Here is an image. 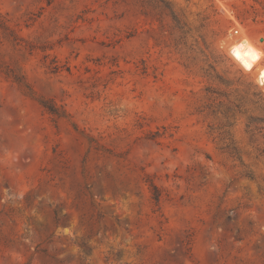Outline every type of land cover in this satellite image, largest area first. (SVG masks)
Here are the masks:
<instances>
[{"label": "rangeland", "instance_id": "1", "mask_svg": "<svg viewBox=\"0 0 264 264\" xmlns=\"http://www.w3.org/2000/svg\"><path fill=\"white\" fill-rule=\"evenodd\" d=\"M0 264H264V0H0Z\"/></svg>", "mask_w": 264, "mask_h": 264}, {"label": "trees", "instance_id": "2", "mask_svg": "<svg viewBox=\"0 0 264 264\" xmlns=\"http://www.w3.org/2000/svg\"><path fill=\"white\" fill-rule=\"evenodd\" d=\"M49 111H51V113H54V111L53 110H49ZM154 190H155V196H154V199L157 201V202H159L160 201V199H161V195L159 194L158 195V193H157V187H154Z\"/></svg>", "mask_w": 264, "mask_h": 264}, {"label": "built area", "instance_id": "3", "mask_svg": "<svg viewBox=\"0 0 264 264\" xmlns=\"http://www.w3.org/2000/svg\"><path fill=\"white\" fill-rule=\"evenodd\" d=\"M239 35H240L239 29H235L234 30V37H239Z\"/></svg>", "mask_w": 264, "mask_h": 264}]
</instances>
